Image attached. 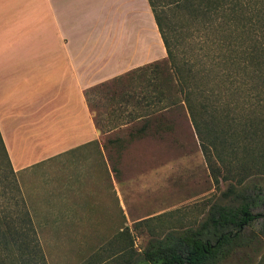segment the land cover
Here are the masks:
<instances>
[{
  "label": "trees",
  "instance_id": "obj_1",
  "mask_svg": "<svg viewBox=\"0 0 264 264\" xmlns=\"http://www.w3.org/2000/svg\"><path fill=\"white\" fill-rule=\"evenodd\" d=\"M149 3L167 58L86 91L97 129L128 128L130 141L162 136L184 111L214 182L229 188L199 226L142 252L121 232L123 264H264V0ZM34 212L0 131V264H50Z\"/></svg>",
  "mask_w": 264,
  "mask_h": 264
},
{
  "label": "crops",
  "instance_id": "obj_2",
  "mask_svg": "<svg viewBox=\"0 0 264 264\" xmlns=\"http://www.w3.org/2000/svg\"><path fill=\"white\" fill-rule=\"evenodd\" d=\"M166 56L149 0H0V131L27 198L56 163L55 205L78 164L110 172L86 91Z\"/></svg>",
  "mask_w": 264,
  "mask_h": 264
},
{
  "label": "rangeland",
  "instance_id": "obj_3",
  "mask_svg": "<svg viewBox=\"0 0 264 264\" xmlns=\"http://www.w3.org/2000/svg\"><path fill=\"white\" fill-rule=\"evenodd\" d=\"M169 119L173 131L134 141L128 128L98 131L102 145L126 142L106 149L109 175L97 163L71 170L79 183L70 202L54 205L50 194L60 175L57 163L24 180L50 264H123L121 232L128 229L142 252L154 238L199 226L213 205L226 202L229 186L214 182L189 116L178 111Z\"/></svg>",
  "mask_w": 264,
  "mask_h": 264
}]
</instances>
